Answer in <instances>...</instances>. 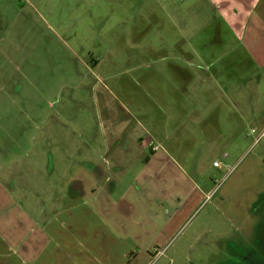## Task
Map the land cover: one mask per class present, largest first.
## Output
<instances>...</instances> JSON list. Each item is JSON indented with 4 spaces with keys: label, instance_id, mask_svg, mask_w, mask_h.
<instances>
[{
    "label": "rangeland",
    "instance_id": "1",
    "mask_svg": "<svg viewBox=\"0 0 264 264\" xmlns=\"http://www.w3.org/2000/svg\"><path fill=\"white\" fill-rule=\"evenodd\" d=\"M247 13L235 0H0L1 146L14 141L10 131L23 149L49 148L62 184L64 166L88 165L94 153L116 163L109 146L128 147L122 163L161 146L193 202L150 264H264V55L243 37ZM222 55L237 61L235 88H248L243 139L231 129L217 137L220 107L195 109L198 88L180 87L210 80Z\"/></svg>",
    "mask_w": 264,
    "mask_h": 264
},
{
    "label": "crops",
    "instance_id": "2",
    "mask_svg": "<svg viewBox=\"0 0 264 264\" xmlns=\"http://www.w3.org/2000/svg\"><path fill=\"white\" fill-rule=\"evenodd\" d=\"M235 1L248 9L241 28L243 37L257 49L258 58L264 55V0ZM227 58L222 55L209 67L210 80L203 78L180 87L182 91L198 88L191 101L193 108L220 107L214 117L219 120L217 131L212 128L216 136L220 138L231 129L229 136L235 133V138L243 139L251 126L244 121L249 101L241 93L248 88H235L232 77L237 61L233 66L231 58L225 61ZM234 89L236 95L232 94ZM206 93L207 101L202 99ZM256 97L263 99L260 92ZM231 112L240 119L235 125ZM1 119L0 129L6 123ZM12 120L14 124L21 122L17 117ZM262 128L263 134L264 125ZM7 132L8 139L14 141H7V146L0 144V264H150L153 259L148 254L155 248L162 251L169 230L186 218L185 202H193L182 167L177 162L170 164L161 146L152 145V156L143 163L138 155L122 163L128 147L109 146L108 155L111 152L116 163L109 164L106 157L102 160V154L93 160L94 153L90 160H84L88 165L72 170L64 166L62 170H70V178L65 177L67 181L62 184L55 180L54 153L49 148L32 143L31 148L23 149L16 142L17 132L15 136ZM26 137L31 141L40 138L35 133ZM43 137L50 138L49 129ZM229 155V151L224 154ZM64 185L69 190L56 194Z\"/></svg>",
    "mask_w": 264,
    "mask_h": 264
},
{
    "label": "built area",
    "instance_id": "3",
    "mask_svg": "<svg viewBox=\"0 0 264 264\" xmlns=\"http://www.w3.org/2000/svg\"><path fill=\"white\" fill-rule=\"evenodd\" d=\"M220 164H221L220 161H215V162H214V165H215V166H220Z\"/></svg>",
    "mask_w": 264,
    "mask_h": 264
}]
</instances>
